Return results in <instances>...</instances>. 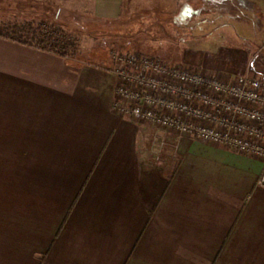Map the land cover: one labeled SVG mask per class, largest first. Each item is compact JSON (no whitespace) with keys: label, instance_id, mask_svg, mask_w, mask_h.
Here are the masks:
<instances>
[{"label":"crops","instance_id":"obj_1","mask_svg":"<svg viewBox=\"0 0 264 264\" xmlns=\"http://www.w3.org/2000/svg\"><path fill=\"white\" fill-rule=\"evenodd\" d=\"M68 1L100 20L138 4ZM226 2L264 19V0L215 6ZM56 5L20 20L74 26ZM0 47L18 59L0 78V170L36 172V198L22 175L19 197L0 198V264H264L263 160L168 130L169 149L154 158L151 124L110 110L117 79L105 69L6 37Z\"/></svg>","mask_w":264,"mask_h":264},{"label":"rangeland","instance_id":"obj_2","mask_svg":"<svg viewBox=\"0 0 264 264\" xmlns=\"http://www.w3.org/2000/svg\"><path fill=\"white\" fill-rule=\"evenodd\" d=\"M56 3L64 8L61 16L72 18V25L75 23L74 26L62 24V27L59 22V27L48 28L54 36L61 30L66 35L65 39L75 38L68 54L71 57L69 63L84 71L86 67L92 70L105 69L102 73L107 81H116V77L109 74L113 68V51L137 52L168 64L211 72L224 79H234L248 73L260 80L264 89V19L259 7L252 10L249 6V11L244 10L242 2L232 8L227 2L216 7L215 0H138V4L132 10L123 12L120 18L100 20L93 17L94 14L86 5L80 6V14L69 11L71 3L68 0H0V21H3L0 22V33L22 38L19 32L10 28L9 21L20 20L27 12L35 14L32 8L39 9L36 13L40 15L44 13V16H51ZM48 12L49 15L46 14ZM16 20L15 23H20ZM47 20L51 21V18ZM41 28V33L47 29L46 26ZM26 32L29 35L32 29L26 28ZM17 60L9 50L7 52L0 47V78H3L5 69L16 65ZM44 66L49 67L48 63ZM92 76L95 80L98 74ZM81 114L87 120L82 124L87 125L92 115L88 118V113ZM91 121L94 123V118ZM147 127L155 135V141L147 144L148 150L153 151L151 156L158 159L169 149V136L165 134L168 131L154 125ZM1 162H6L3 155H0ZM14 172L0 170V198H10L12 195L19 197L20 194L12 192L18 188L15 185H18L21 175L26 198H36L35 183L30 184L35 181L36 172ZM11 182L12 186L6 184Z\"/></svg>","mask_w":264,"mask_h":264},{"label":"built area","instance_id":"obj_3","mask_svg":"<svg viewBox=\"0 0 264 264\" xmlns=\"http://www.w3.org/2000/svg\"><path fill=\"white\" fill-rule=\"evenodd\" d=\"M117 79L109 108L168 131L264 161V89L248 73L234 80L137 52L111 53ZM264 190V166L256 180Z\"/></svg>","mask_w":264,"mask_h":264},{"label":"trees","instance_id":"obj_4","mask_svg":"<svg viewBox=\"0 0 264 264\" xmlns=\"http://www.w3.org/2000/svg\"><path fill=\"white\" fill-rule=\"evenodd\" d=\"M16 19L12 21H9V25L11 26L10 28L13 31H16L17 33L19 32L21 37H19V35H17L18 37H13V36H9L6 35L4 33H0L1 36L3 37H8L9 39L18 41V42H22L25 44H29V45H35L38 46L40 48H45L48 49L50 51H53L57 54H67L69 53V50H71L73 48V44L75 42V38H67L65 39V33L63 34L61 30L58 31V35H53L52 31L50 28H56L52 25H50L47 20H28V21H21L19 19H17L16 21H20V23H15ZM1 23L3 21H0ZM14 23V24H13ZM12 24V25H11ZM42 26H46L47 29L45 30V32L41 33L42 31ZM25 28V29H24ZM26 28H29L30 30L32 29V33L31 34H27L26 32ZM26 32V33H24ZM42 35H46V36H42ZM45 37H49L48 39ZM72 39V40H71ZM192 70V69H190ZM195 70V69H193ZM230 77V76H229ZM237 77H234V79H236ZM229 80H234V79H230L227 78Z\"/></svg>","mask_w":264,"mask_h":264}]
</instances>
